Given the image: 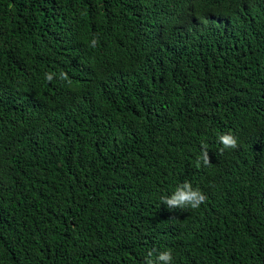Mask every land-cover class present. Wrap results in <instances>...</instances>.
Listing matches in <instances>:
<instances>
[{"label": "trees", "instance_id": "obj_1", "mask_svg": "<svg viewBox=\"0 0 264 264\" xmlns=\"http://www.w3.org/2000/svg\"><path fill=\"white\" fill-rule=\"evenodd\" d=\"M169 250L264 264V0H0V264Z\"/></svg>", "mask_w": 264, "mask_h": 264}, {"label": "clouds", "instance_id": "obj_2", "mask_svg": "<svg viewBox=\"0 0 264 264\" xmlns=\"http://www.w3.org/2000/svg\"><path fill=\"white\" fill-rule=\"evenodd\" d=\"M96 41L93 40V46H95ZM46 79L51 82L53 76L51 74L47 75ZM61 79H67L66 74H61ZM220 142L225 149H235L238 147V141L232 134H224L220 136ZM202 160L205 165L210 164V158L207 150H204L202 153ZM163 204L166 205L169 209L175 208H191L198 209L201 204H203L207 197L199 189H193L191 183L185 182L179 185L175 192L170 196L162 197ZM149 259H147L146 264H172V252L165 251L160 253L155 261L151 259L152 253H148Z\"/></svg>", "mask_w": 264, "mask_h": 264}]
</instances>
